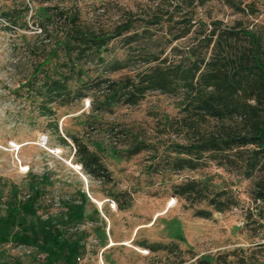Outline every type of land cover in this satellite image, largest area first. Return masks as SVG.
Returning <instances> with one entry per match:
<instances>
[{
    "label": "rangeland",
    "instance_id": "rangeland-1",
    "mask_svg": "<svg viewBox=\"0 0 264 264\" xmlns=\"http://www.w3.org/2000/svg\"><path fill=\"white\" fill-rule=\"evenodd\" d=\"M243 1L256 9L249 19L264 26V0ZM0 6L21 24L0 19V264H224L225 254L232 264H242V257L247 264L264 261V227L247 223L244 215L254 206L249 181L212 162L195 170L166 168L171 144L182 141L166 122L178 115L181 95L152 91L134 106L111 104L107 113L92 112L90 96L74 99L84 83L126 72L105 73L106 63L128 58L129 66L140 69L138 44L132 43L129 52L115 38L87 62L75 60L74 53L51 52L52 41L73 20L84 29L110 30L126 11L147 18L157 11L154 5L147 0H2ZM239 16L222 0L195 9V18L204 22L212 17L230 23ZM40 22L46 35L39 32ZM165 26L150 28L152 52H168ZM52 80L70 92L48 94ZM68 134L81 136L100 156L110 183L89 181L81 173ZM132 139L147 148L126 155ZM191 178L216 190L232 189L240 204L208 219L195 216L196 208L206 206L188 207L172 191ZM111 192L128 193L130 206L117 209ZM26 224L47 225L60 235L45 245L24 244L17 237ZM153 243L168 247L151 251Z\"/></svg>",
    "mask_w": 264,
    "mask_h": 264
},
{
    "label": "trees",
    "instance_id": "trees-1",
    "mask_svg": "<svg viewBox=\"0 0 264 264\" xmlns=\"http://www.w3.org/2000/svg\"><path fill=\"white\" fill-rule=\"evenodd\" d=\"M147 1L157 10L147 18H138L128 10L110 30L84 29L73 20L52 41L51 52L74 53L75 60L86 62L115 38H121L129 52L134 49L132 43L139 45L140 69L129 66L128 58L106 63L105 73L126 72L117 78L97 77L84 83L76 90L74 99L90 96L91 111L107 113L111 111V104L134 106L152 91L181 95L178 115L166 122L182 141L171 144L164 159L166 168L175 172L195 170L212 162L225 172L249 181V199L254 206L245 208V219L247 223L264 227V26L249 19L256 12L253 3L222 0L240 15L226 23L220 18L209 17L208 22L195 18V9L212 0ZM163 4L167 7L164 10ZM8 15L0 6V19L12 26H21L16 18ZM163 23H166L163 38L169 50L165 53L160 48L152 52L150 28ZM142 24L144 28L137 30ZM39 27V32L46 35L45 23L40 22ZM177 41L183 44L172 45ZM61 89L70 92L59 80H52L48 94L59 93ZM67 137L73 143L81 173L89 181L110 183L111 174L100 156L81 136L68 134ZM146 148L143 141L132 139L124 151L130 156ZM172 191L188 207L204 204L206 208H196L194 212L204 219L210 218L213 212L222 213L240 204L232 189L216 190L194 178L174 184ZM109 195L117 209L130 206L128 193ZM125 196L128 199H120ZM252 232L258 235L255 230ZM58 233V229L47 225L36 228L34 224H26L18 230L17 238L24 244L45 245L52 237L59 236ZM148 247L155 251L168 245L153 243ZM227 255L223 256V263L232 264ZM52 257L53 254L48 255L50 260ZM241 262L247 264L243 257ZM251 264H264V261Z\"/></svg>",
    "mask_w": 264,
    "mask_h": 264
},
{
    "label": "bare ground",
    "instance_id": "bare-ground-1",
    "mask_svg": "<svg viewBox=\"0 0 264 264\" xmlns=\"http://www.w3.org/2000/svg\"><path fill=\"white\" fill-rule=\"evenodd\" d=\"M19 148V146L17 147V149ZM76 167H78V166H76Z\"/></svg>",
    "mask_w": 264,
    "mask_h": 264
}]
</instances>
